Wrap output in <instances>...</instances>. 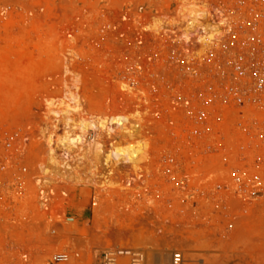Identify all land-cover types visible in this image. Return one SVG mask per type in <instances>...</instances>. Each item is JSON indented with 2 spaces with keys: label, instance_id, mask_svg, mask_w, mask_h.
I'll return each mask as SVG.
<instances>
[{
  "label": "rangeland",
  "instance_id": "obj_1",
  "mask_svg": "<svg viewBox=\"0 0 264 264\" xmlns=\"http://www.w3.org/2000/svg\"><path fill=\"white\" fill-rule=\"evenodd\" d=\"M192 2L209 9L208 29L220 9V36L184 44ZM244 25L245 0H0V156L27 167L24 214L43 233L56 221L37 264L54 251L100 264L110 246L141 248L149 264L173 249L190 264H264V177L237 178L245 161L222 160L239 154L237 114L204 96L222 46H245ZM68 105L134 129L115 142L143 148L137 166L107 162L109 143L66 160Z\"/></svg>",
  "mask_w": 264,
  "mask_h": 264
},
{
  "label": "built area",
  "instance_id": "obj_2",
  "mask_svg": "<svg viewBox=\"0 0 264 264\" xmlns=\"http://www.w3.org/2000/svg\"><path fill=\"white\" fill-rule=\"evenodd\" d=\"M245 46H222L223 52L208 70L210 83L204 96L210 105L233 107L237 114L234 127L238 133L237 156H223L226 165L245 161V171L234 169L237 178L264 177V0H245ZM215 111V109H214ZM225 109L216 108L221 113ZM219 121L222 118L219 117ZM226 138V136H224ZM10 145V144H9ZM6 157L0 156V264H37L46 254L42 239L52 244L56 221L47 219L49 230L43 233L42 219L24 214L28 194L24 174L6 170ZM256 163L252 170L248 164ZM38 211V210H37ZM67 252L54 251L44 264H61L69 260ZM100 264H149L141 248L110 246L101 253ZM168 264H190L181 249H173Z\"/></svg>",
  "mask_w": 264,
  "mask_h": 264
},
{
  "label": "bare ground",
  "instance_id": "obj_3",
  "mask_svg": "<svg viewBox=\"0 0 264 264\" xmlns=\"http://www.w3.org/2000/svg\"><path fill=\"white\" fill-rule=\"evenodd\" d=\"M192 3L190 5L191 8H188L191 10L188 12L187 15L185 14L187 20H185V23H184V24H186V28L184 27L185 31L183 33V38H182V40L184 41V44L186 45V43L188 41H190V39H192V35H197L198 36L197 40L199 38L198 41L202 42V43H206L207 40L209 41V39H211L213 37L212 35L217 34L218 36H220L222 33V32L220 33V30H221L220 27L221 26L223 27V25L226 23V19L224 16H222L220 9L218 12L220 15L219 23H217L216 25L213 23L214 26H212V24L209 23V24H211V27H213V28L208 29L207 23H208V21H210V19L207 20V22H205V20L203 18L205 17V15L208 14L209 9L205 10L204 8H202V6L199 5L200 3L198 5L196 3L194 4V2H192ZM183 13H187V12H185V9H184ZM180 36H182V35H180ZM206 38H208V39H206ZM207 47H205V49ZM183 48H187V47H183ZM186 51H188V50H186ZM70 95H68V96L74 97L73 94H70ZM75 97H77V96H75ZM68 99H70V98H68ZM72 102L74 104L73 99H72ZM72 102H71V105H72ZM77 103H78V97H77ZM66 105H67V103H66ZM71 105H68V107H66V108L64 107L61 111V116H62V120H63V124H64V134L62 135V137H59V139H57L58 143H61V145L63 147L67 148L63 151V157L66 160H69V157H70V151L68 150V148H70L74 145H79L81 147H85L93 155L98 154V157H99L101 155L100 151L102 150L103 145H105L106 143H109V150L106 152V155H104V156H105V158H106L105 160L107 162L112 163L111 165L119 167V168L126 167L128 169L130 167L134 168V166L136 164H138L137 162L139 161L141 154H143V152H144L143 148L140 145H138V143H131L130 142L131 140L129 141L128 139H127V142L128 141L129 142L125 143V144H118L115 142L116 139H126L128 137L132 138L133 135L135 134L134 129L129 128L130 126L128 127V126H124L123 124L122 125L118 124V123H121L122 121L120 122V120L119 121L116 120L117 119L116 117H115V119L109 118L110 117V116H108L109 114L106 115L105 113H103L106 116H103V115L102 116L101 115H96V116L92 115L91 116L89 113L83 112L84 110L80 111L82 105L81 106L78 105V107H77V108H79V112L76 108H74V107H76L75 105H77L76 103L74 104V107H72ZM75 110H77V111H75ZM101 112H103V111H101ZM134 137H135V135H134ZM132 142H133V140H132ZM99 158H101V157H99ZM52 159H53V157H52ZM52 161H54V160H52ZM62 161L65 162V160H62ZM56 162H57V160H56ZM142 162H144V161L142 160ZM57 163L55 164V162H54V165H57ZM123 169H125V168H123ZM55 170H56V168H55ZM125 171L126 170H124V172ZM129 174H130V172H129ZM94 236H96V235H94Z\"/></svg>",
  "mask_w": 264,
  "mask_h": 264
}]
</instances>
